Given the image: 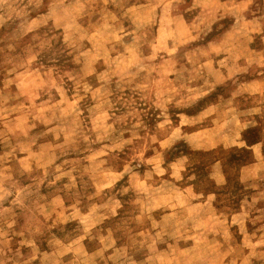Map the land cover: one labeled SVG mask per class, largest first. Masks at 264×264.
<instances>
[{
  "label": "rangeland",
  "instance_id": "1",
  "mask_svg": "<svg viewBox=\"0 0 264 264\" xmlns=\"http://www.w3.org/2000/svg\"><path fill=\"white\" fill-rule=\"evenodd\" d=\"M0 264H264V0H0Z\"/></svg>",
  "mask_w": 264,
  "mask_h": 264
}]
</instances>
